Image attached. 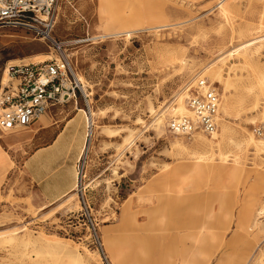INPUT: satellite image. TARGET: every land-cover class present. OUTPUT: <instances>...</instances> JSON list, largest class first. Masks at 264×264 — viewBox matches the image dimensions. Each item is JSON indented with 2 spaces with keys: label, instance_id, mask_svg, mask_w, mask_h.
Returning a JSON list of instances; mask_svg holds the SVG:
<instances>
[{
  "label": "rangeland",
  "instance_id": "obj_1",
  "mask_svg": "<svg viewBox=\"0 0 264 264\" xmlns=\"http://www.w3.org/2000/svg\"><path fill=\"white\" fill-rule=\"evenodd\" d=\"M55 17L60 47L0 28V89L8 64L67 54L77 96L47 115L84 109L93 136L49 205L23 170L31 130L0 131V264H264V0H60ZM199 77L221 93L216 138L168 129Z\"/></svg>",
  "mask_w": 264,
  "mask_h": 264
},
{
  "label": "built area",
  "instance_id": "obj_2",
  "mask_svg": "<svg viewBox=\"0 0 264 264\" xmlns=\"http://www.w3.org/2000/svg\"><path fill=\"white\" fill-rule=\"evenodd\" d=\"M59 1L0 0V28L31 31L58 46L52 32ZM5 70L8 79L0 89L1 132L25 129L77 96L78 85H72L70 64L63 55L39 62L10 63ZM184 93L192 115L172 118L169 131L175 135L191 136L194 132L214 135L218 130L221 93L212 82L201 77L191 82ZM86 123L88 137L93 125L88 118ZM93 229L96 232L94 226Z\"/></svg>",
  "mask_w": 264,
  "mask_h": 264
},
{
  "label": "crops",
  "instance_id": "obj_3",
  "mask_svg": "<svg viewBox=\"0 0 264 264\" xmlns=\"http://www.w3.org/2000/svg\"><path fill=\"white\" fill-rule=\"evenodd\" d=\"M86 118L78 114L63 119L61 115H43L27 127L32 148L24 159L23 170L36 193L49 205L65 197L70 200L77 188V163L88 145Z\"/></svg>",
  "mask_w": 264,
  "mask_h": 264
},
{
  "label": "bare ground",
  "instance_id": "obj_4",
  "mask_svg": "<svg viewBox=\"0 0 264 264\" xmlns=\"http://www.w3.org/2000/svg\"><path fill=\"white\" fill-rule=\"evenodd\" d=\"M220 7H222V4L220 5ZM223 8V7H222ZM225 14V13H224ZM257 30V29H256ZM129 32V31H128ZM127 34H129V33H127ZM130 35V34H129ZM52 37H53V34H52ZM260 37V36H259ZM258 37V38H259ZM54 38V37H53ZM263 38V37H262ZM256 39V38H255ZM250 44H252V42L251 43H249V45ZM58 46L60 47V46H62V43H60V44H58ZM63 50V49H62ZM231 53H233V52H230V54ZM62 54V53H61ZM50 55V54H49ZM63 56L69 61V56L67 55V54H63ZM50 58H52L51 57V55L49 56V58H47V59H50ZM46 59V56H44V59L43 60H40V61H44V60H47ZM180 59H182V58H178L177 59V61H180ZM177 61H175V62H177ZM22 62H24V63H30V62H39V61H35V60H29V61H22ZM69 64H70V61H69ZM245 64H247V63H245ZM208 66V65H207ZM70 70H73L72 69V67H71V64H70ZM221 70H222V67H221ZM222 72L221 71H218V70H216V69H214L212 66H208V67H206V68H204V70L200 73V75L199 76H204L203 74H208V75H210L214 80H218V81H222V74H221ZM201 76V77H202ZM77 79V78H76ZM230 79V78H229ZM6 81H7V71L5 70V74H4V77H3V85L4 84H6ZM258 81V80H257ZM262 81V80H261ZM263 83V82H262ZM227 87H228V83H227ZM173 104H171L170 106H168V108L164 111V113H166V112H173L175 115H173V116H176V117H181V116H191L192 115V113H191V111H190V109L187 107V105H186V100H185V93L184 92H182V93H180V94H178V97H177V102H176V104L175 105H173ZM222 105H223V102H221V104H220V106H219V110L221 111L222 110ZM90 108H91V106H90ZM82 111H84V113H85V116L89 119V123H92V125H93V122L95 121V116L96 115H93L92 114V116H93V119L94 120H91V118L89 117L90 115H89V113L87 112V111H85L84 109H81ZM91 111H92V108H91ZM164 113L162 114V115H160V117L157 119V120H159V125H161L162 124V121H163V119H162V116L164 115ZM219 119V116L217 117V120ZM93 121V122H92ZM95 123V122H94ZM200 134H203V133H200V132H194V137H196V136H198V135H200ZM93 136V128H92V130H91V132H89V134H88V137H87V140H88V145H86L85 146V148H84V154L88 151V149L90 148V142L89 141H91V137ZM213 136V135H212ZM214 137L216 138L217 136L216 135H214ZM252 137V136H251ZM203 138V136L201 135V137H200V139H202ZM252 139V138H251ZM253 140H254V138H253ZM252 141V140H251ZM0 145H1V142H0ZM175 145L177 146V147H180V146H182L181 145V143L179 142V140H176V142H175ZM89 146V147H88ZM261 146H263L264 147V141H262L261 142ZM194 155H197V162H196V164H197V167H202V166H204L205 164H204V162L203 161H205L206 160V158H205V156H204V154L203 153H199V152H194L193 153ZM6 159H7V156L5 155V153H1L0 152V165L1 164H3L5 161H6ZM78 181H77V187H78Z\"/></svg>",
  "mask_w": 264,
  "mask_h": 264
}]
</instances>
